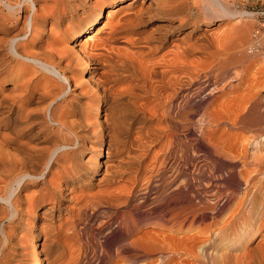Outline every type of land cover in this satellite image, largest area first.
Here are the masks:
<instances>
[{
    "label": "bare ground",
    "instance_id": "obj_1",
    "mask_svg": "<svg viewBox=\"0 0 264 264\" xmlns=\"http://www.w3.org/2000/svg\"><path fill=\"white\" fill-rule=\"evenodd\" d=\"M257 16L229 0H0V264H44L38 240L44 249L58 238L54 224L71 211L78 189L85 191L78 206L87 204L91 218L106 215V224L121 229L115 256H160L165 264L180 253L177 239L135 237L140 225L126 214L139 207L112 189L127 165L143 169L160 144L167 150L160 173L169 170L171 182L155 175L149 188L177 185L170 194L188 197L181 205L187 214L180 222L143 210V218L153 227L194 226L205 212H218L198 228L200 237L184 243L187 264H246L248 256L217 249L250 241L253 225L244 236L234 227L264 193L248 178L251 188L243 191L238 176L249 146L237 150V140L230 146L225 137L229 129L262 126L264 100L251 91L264 89V73L258 68L249 77L264 59V39L253 31ZM122 42L132 51L116 48ZM260 128L247 142L256 176L264 173Z\"/></svg>",
    "mask_w": 264,
    "mask_h": 264
},
{
    "label": "rangeland",
    "instance_id": "obj_2",
    "mask_svg": "<svg viewBox=\"0 0 264 264\" xmlns=\"http://www.w3.org/2000/svg\"><path fill=\"white\" fill-rule=\"evenodd\" d=\"M229 1H231L232 3L235 2V4L242 10H248V11L257 13L258 16L254 19L256 21H254V20L252 21L253 23H255V27H254L253 31L257 32L259 30L262 34H264V15H263V13H264V0H229ZM137 5L138 4H136V6ZM118 19L119 18H116L115 22H117ZM249 21L251 22V20H249ZM233 23H235V21H233L232 23L231 22H225L223 28L229 29L233 25ZM216 27L217 26H214L213 28H216ZM116 46H117L116 48L121 49V50L132 51L128 47V45L125 44L124 42H122ZM258 61L259 62L255 61V64H256L254 66L255 68L252 69V71L250 72V75H249V77H251L253 79L257 76V75H255V73H257L255 70H258V68H260L258 71L262 70L261 72L264 73V59L262 58L261 60L259 59ZM257 64H259V66ZM261 72H260V74H261ZM252 73H254V74H252ZM102 75H103V70H98L97 77H102ZM254 75H255V77H254ZM263 78H264V76H263ZM251 80L252 79H250V78L247 79L248 82L249 81L251 82ZM248 82H246L247 87L250 85V82H249V84H247ZM244 89H247V88L244 87L243 90L240 91L241 94H243V91H244V93H246V90H244ZM254 90H255L254 94H256V93H257V95L260 94V98L262 100H264V89L259 90L262 93H258L259 92L258 89H253L251 91L252 94H253ZM235 94H240V93L235 92L233 94L227 95L226 99L225 98L224 99L226 100V102H228V100L230 101L232 99V96L235 97ZM247 94H248V92L245 95H247ZM224 99L222 101H225ZM261 113H262V118H263V119H261L262 120L261 121L262 126H260L259 124H256L257 128H256V126L253 127L250 125H245V126L240 127V128L229 129L228 132L229 131L230 132L227 133V135L225 136L226 138H229L231 140L230 146L233 144V142L236 143V140H237V142L239 144V146L237 147V150L242 147L240 145L245 144L244 146H249V151L246 154V157L243 159L244 160L243 165H245L247 167L246 169H248V168L251 169L250 170L251 172L245 171L246 169H245V167H243L244 169L242 168V170H241L242 171L241 177L238 176L239 180L242 183L241 186L245 189V190L243 189V191H245V192L250 190V188H251L250 186L247 187V185H246V183H248L249 179L251 180V181L249 180L250 183H255L256 185H258V189H261L262 193L264 190V188H263L264 187V183H263L264 182V173H262V175H259V176H256L252 173V171H253L252 168L256 167L255 162H254V158H253L255 151H254V147L253 148L250 147L251 145L249 144L250 142H252V138L250 137L252 134L250 132H252V131L254 132L255 130L259 129L260 127H261L260 130L264 131V128H263L264 127V108H263V111L261 110ZM258 123H260V121ZM258 125L260 127H258ZM245 130H247L248 132ZM231 131H233V132H231ZM246 132H247V134H246ZM237 137H239V138H237ZM243 138H244V140H243ZM249 138H251V139H249ZM234 139H236V140L234 141ZM246 140H248V141H246ZM242 142H244V143H242ZM247 142H249V143H247ZM246 143L248 145H246ZM164 145H165V143H164ZM166 152H167V150H165V146H163V144H160L157 146L155 145L151 149L150 153L146 156V159L142 162L143 169L136 172V163L135 164L134 163L129 164V167L127 165L125 167L123 179H121L118 183H116L112 189L116 190L117 192H119L120 190H123L122 191L123 194L127 195L128 197H131L132 204L135 205V207H139L140 212H137V213L135 212L133 214H130V213L126 214L127 215L126 221H128V223H131L132 221H134L140 225L136 231L139 234L135 235V237L138 236L139 238H142L144 235L151 233V235H154V236L164 235V236H166L167 239L169 238L168 240H170V238H171V240L173 238L177 239L178 243H180L179 246H181L180 249H182V250H180V253H178L174 256H170L171 259L168 260L170 262L167 261L165 264H184V262H185V264H187L190 260L187 257L188 255L183 252L184 243H188L195 236L197 238L200 237V234L198 232V228L202 229V228L206 227L208 224H210L212 217L215 216L216 214L219 215V213L215 212V214L212 215V213H211L212 211L205 212V216H204L203 221L198 222L194 226H190V225L173 226V224H169V225L164 224L165 225L164 226V225H161L159 223L158 226L153 227L151 224L153 222L151 220L143 218L144 217V216H142L143 210L145 213H152L153 217L161 216L162 218H165V219L167 218L166 220H171V221L173 220L174 216H178L180 222L183 221L186 217L187 212L184 209H181V207L185 206V204H187L188 197H186L185 195H181V196L177 195L178 196L177 197L176 195L171 196V194H170V192H172L173 188L177 187V185L176 186L171 185V187H169L170 185H167L165 183V184H162L160 186V189L158 191H155V190L151 191V189L149 188L151 186L152 182L157 181L156 178L160 177L159 175H161V173H162V169H163L162 168L163 167L162 166V163H163L162 160H164L166 158V154H167ZM252 152H253V154H252ZM250 155H251V158H250ZM248 157L250 159H253L252 163H251L250 159H249V161H247ZM148 166L151 169H149ZM262 167L264 169V164L262 165ZM104 169H105V167H103V170ZM153 169H154V171H152ZM135 172L139 176L137 174H135ZM142 172H143V174H142ZM245 172H246V175H245ZM168 173H169V170H168ZM250 173H252V174L248 175ZM150 174H153V175H150ZM167 174L164 177L167 179L166 182H169L170 180H168V177H167L169 174L168 175ZM146 175H148V176H146ZM155 175L157 177H155ZM144 176L149 177L151 182H150V180H148L149 178H145ZM243 176L244 177L247 176V177L244 178ZM161 177H163V176L161 175ZM161 177L158 179H161ZM247 178H248V180H247ZM232 180H234V179H232ZM244 182H245V184H244ZM167 187H169V188H167ZM196 187H198V186H196ZM242 187H240L239 190L242 189ZM130 189L132 191V194L128 193V191ZM98 190L99 189L94 190L93 193H95ZM149 190H150V192H149ZM83 192H85V191L83 190ZM83 192H81V190L78 189V192H76V198H78V199L76 200V202L70 203L71 211L64 210L62 212L60 219L56 220L54 227L57 229V233H58V238L56 239L57 241L55 240L53 243L48 244V246H45V248L43 249V246H42L43 240H42V238H39L38 242L41 246H39L38 249L41 251V253H43L42 258L45 259L44 264H123V263L124 264H132L133 262H137L139 264H161L159 262L160 256H132L128 253L124 254V256H119V257L115 256L117 253L116 252L117 249L120 247L119 244H121L120 243L121 242V229L119 228L118 224H114V225H113V223L112 224H106L110 220V218L106 215L102 216L101 219L100 218H91L90 214H91L92 208L87 206V204L83 203L82 206H78L77 203H79L80 201H83V198H82ZM159 195H161V197H159ZM237 195L239 196L240 194H237ZM144 196H147V199L144 200L143 199ZM132 198L133 199L135 198V200H133ZM175 199H176V201H175ZM184 200H186V201H184ZM137 203H139V204L141 203V204L139 205ZM83 205H84V208H83ZM121 206L124 207V205H121ZM121 206H120V208L123 209ZM177 206H179V209ZM263 206H264V193L262 194V198L260 199V203L257 206V208H255V210H252L251 207H249V208L245 207L243 209L244 211H242L241 215H242V219L244 220V222L239 217L237 219L238 224L236 227H234V231L237 232V235L241 234L244 236L245 229L249 228V226L251 227L253 225L252 227L255 228V230L253 229V234H252L253 236L250 237V241H248L245 245L241 246V248H239L237 250L231 251L230 248H227L225 246L223 248L222 247L218 248L217 251L219 250L220 253H225L226 255L233 256V258H235V259H237L239 257H243V256H248L246 264H264V207ZM46 207H48V206H46ZM236 208H237V206L234 205L233 210ZM82 209H84V210H82ZM84 211L86 214H83ZM128 211L124 210L123 212L126 213ZM252 211H253V214H250ZM257 213H259V214H257ZM170 215H171V217H170ZM229 215L230 214H228L227 217ZM227 219H229V217L224 218L222 224L219 225V228L224 227L223 225H225L227 223L226 222ZM116 225H117V227H116ZM174 227H176V228H174ZM28 235L29 234H26V231L23 230L22 237H24V239H25V245L30 246L31 241L29 240ZM149 235H147V236H149ZM214 235H215V233H214ZM135 237L133 236L130 239H134L132 241H135L138 239ZM144 243H146V242H144ZM138 246L139 247L143 246V243L138 244ZM215 247L217 248V245Z\"/></svg>",
    "mask_w": 264,
    "mask_h": 264
},
{
    "label": "built area",
    "instance_id": "obj_3",
    "mask_svg": "<svg viewBox=\"0 0 264 264\" xmlns=\"http://www.w3.org/2000/svg\"><path fill=\"white\" fill-rule=\"evenodd\" d=\"M263 15H264V13H263ZM257 33H258V36H260V39H261V38L264 39V34H262L259 30L257 31ZM257 33H256V34H257ZM255 37L257 38V36H255ZM256 38H255V39H256Z\"/></svg>",
    "mask_w": 264,
    "mask_h": 264
}]
</instances>
